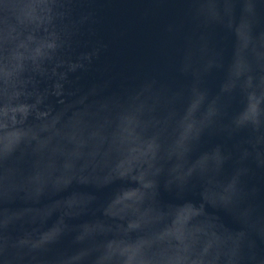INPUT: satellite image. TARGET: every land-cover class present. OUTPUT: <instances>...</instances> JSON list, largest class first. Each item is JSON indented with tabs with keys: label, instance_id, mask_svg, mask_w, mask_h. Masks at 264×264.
I'll list each match as a JSON object with an SVG mask.
<instances>
[{
	"label": "water",
	"instance_id": "water-1",
	"mask_svg": "<svg viewBox=\"0 0 264 264\" xmlns=\"http://www.w3.org/2000/svg\"><path fill=\"white\" fill-rule=\"evenodd\" d=\"M0 264H264V0H0Z\"/></svg>",
	"mask_w": 264,
	"mask_h": 264
}]
</instances>
